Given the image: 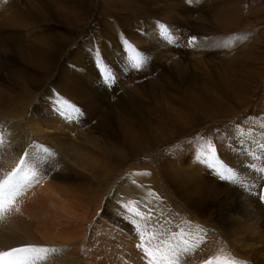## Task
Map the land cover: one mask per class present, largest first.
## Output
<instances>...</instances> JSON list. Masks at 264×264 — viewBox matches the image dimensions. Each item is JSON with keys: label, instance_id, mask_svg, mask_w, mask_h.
<instances>
[{"label": "rangeland", "instance_id": "374dc122", "mask_svg": "<svg viewBox=\"0 0 264 264\" xmlns=\"http://www.w3.org/2000/svg\"><path fill=\"white\" fill-rule=\"evenodd\" d=\"M19 21L24 26H18ZM157 21L169 27L177 43L164 42L157 34ZM10 28L17 33L9 37L17 52L11 54L21 56V78L29 91L22 85L15 89L5 114L23 113L27 118L52 90L68 96L73 104H87L93 109L91 116L86 113L90 122L103 136L115 138L128 155L122 174L141 162L142 183L157 191L159 199L167 201L187 224L201 223L207 240L197 261L188 259L187 264H231L232 259L257 264L256 253L246 254L237 240H258V233L213 211L224 190L237 186L217 179L202 161L194 160L189 142L198 136L209 138L219 158L230 165L223 154L237 139L229 125L247 127L245 117L264 121V0L193 4L186 0H7L0 2V30ZM190 36L197 37L195 46H187ZM121 38L148 54L141 71L121 73ZM93 42L118 77L111 89L99 83L88 52ZM260 131L264 130L256 129L257 134ZM106 177L107 170L100 167L89 185L95 202L89 205L90 221H84L82 230L90 242H95L96 233L114 237L112 226L102 224L101 211L92 216L96 200L112 192L110 187L99 188ZM198 184L216 192L197 209ZM236 191L230 201L240 203L242 193ZM256 200L261 203L258 196ZM254 207L262 209L258 204ZM263 218L261 212H253L255 223ZM175 231L170 230L169 236ZM179 232L183 239L190 238L189 233ZM10 248L3 246L0 251Z\"/></svg>", "mask_w": 264, "mask_h": 264}, {"label": "bare ground", "instance_id": "6f19581e", "mask_svg": "<svg viewBox=\"0 0 264 264\" xmlns=\"http://www.w3.org/2000/svg\"><path fill=\"white\" fill-rule=\"evenodd\" d=\"M19 22L17 23L21 25L18 26H24L23 22ZM13 30L12 28L7 32L0 30V136L8 142L5 153L9 155L7 157L0 155V176H4L16 167L23 151L33 142L43 144L56 153L53 158L56 161V171L46 175L38 184L27 188L17 199L15 209L18 211L14 209L0 220V225L3 224L0 228V250L3 246L12 248V246L28 244L60 250L49 253L46 259L38 264H148V259L136 247L141 240L133 231L134 225L123 218L122 213L118 214L117 202L124 199L135 202L140 212V217L135 219L144 232L146 246L150 245L155 249L159 242L160 248L156 253L159 256L169 254V248H175L178 244L184 245L193 251L185 256L180 264H187L188 259L197 261L196 259L201 256V248L207 240L202 234L201 223L187 224L171 211L167 201L159 199L157 191L151 190L142 183L141 162L131 168L128 167L126 174H122L125 171L122 168L127 164L128 155L114 141L115 138L103 136L100 128L90 122L89 116L93 109L86 107L87 104L80 106L75 103L82 109L84 117L68 122L51 110L49 101L54 91L52 90L44 97L45 103L32 108L27 118L23 117V113L11 115L4 113L15 89L22 85L25 86L24 91H29L28 85L21 78L23 66L20 61L21 56L12 55L15 50L10 46L9 37L17 36ZM21 33L23 31L20 35ZM12 51L14 53L11 54ZM55 92L59 93L57 90ZM59 94L73 103L67 98L68 96ZM86 113L89 116L86 117ZM238 146L240 144L237 141L233 147L225 149L223 156L230 166L238 170L240 176L250 184H255L257 174L250 166L255 163L259 167L264 164V160H254L250 154L245 153L240 156ZM82 147L89 151H84ZM253 148L254 146H249L250 152ZM256 152L261 155L259 150ZM100 167L107 170V177L99 188H111L112 192L108 194L109 196L103 194L96 200L97 204H94L92 216L101 211L99 216L102 218L101 222L112 226L111 231L114 235L112 238L115 241L110 235L98 236L99 233H96L95 242H90L92 240L86 239L82 225L86 224L85 220L90 221L92 212H89V207H93L95 193L89 185L95 177V171ZM127 173H133L135 177ZM133 180L135 184L132 183ZM230 184L233 186L232 183ZM198 186L201 194H198L200 199L197 209L202 207L203 203H207V198L212 197L216 192L212 189L207 192L201 184ZM236 189H238L237 195L239 191L242 193L240 196L243 202L236 201L239 204L235 207L236 203H233V199L230 201V198ZM236 189H230L228 186L227 191L224 190L222 196L218 198L213 211L222 216L221 219L235 220L242 226H249L252 232L258 233V240L238 239L237 244H241V247L246 249V254L255 252L259 257L256 263L264 264V229H262L264 218L260 223L253 221V212L264 214V206L257 202V195L252 194L250 190L240 186ZM255 204L260 205L262 209L257 210ZM78 222L79 224L76 225ZM170 230H177L173 233V237L169 236ZM178 231H182L183 235L189 233L190 238L183 239L182 235L180 236L181 232L177 233ZM194 242H197L198 246ZM231 264L247 263L232 259Z\"/></svg>", "mask_w": 264, "mask_h": 264}, {"label": "snow or ice", "instance_id": "6c2138e0", "mask_svg": "<svg viewBox=\"0 0 264 264\" xmlns=\"http://www.w3.org/2000/svg\"><path fill=\"white\" fill-rule=\"evenodd\" d=\"M0 2H7V0H0ZM198 2L199 0H186L188 4ZM156 27L158 29L157 34L163 38L164 42L169 45L178 42L175 40L174 35L170 34L167 25L157 21ZM118 36H120L119 33ZM186 39L187 46H195L197 44L196 36H190ZM120 43L123 51V63L120 68L121 73L141 71L148 63V54L134 46L127 38H121ZM88 52L99 74V83L106 89H111L118 80L113 66L104 59L102 51L95 42L88 49ZM49 103L51 110L68 122L83 119L84 117V113L79 106L70 103L55 91H53ZM245 120L248 121L247 127L241 126L238 123L229 125L232 134L242 146L245 154H250L254 160H264V131H260L259 134L256 132L257 128L264 130V121L249 119L248 117H245ZM214 131L217 132L218 136L222 135L219 130ZM7 143L0 136V155H3L6 151ZM250 145L254 146L251 152L249 151ZM189 147L193 152V159L202 161L208 168L210 174L221 181H230L233 186H240L241 188L250 190L258 196L261 203H264V164L257 167L253 163L250 166L257 174V182L250 184L244 177L238 174L236 168L228 165L219 158L217 147L209 138L198 136L195 140L189 142ZM256 150H259L261 155H258ZM55 156L56 153L52 152L45 145L33 142L23 151L16 163V167L4 176H0V220L15 209L18 197L27 188L38 184L46 175H50L56 171V161L53 159ZM149 174L144 173L143 175ZM132 183L135 184V181L133 180ZM256 189H259V191L257 192ZM151 194L149 193V195ZM117 203L119 208L118 214L122 213L123 218L128 219L134 225L133 231L141 240V243L137 244L136 247L148 259V264H180L181 260L193 251V249L187 246L178 244L175 248H169V254L158 256L156 253L160 248L159 242L155 249H152L150 245L146 246L144 243V232L141 231L140 225L135 219L140 217V212L137 210L135 202L120 199ZM15 210L18 211V209ZM58 251L60 250L56 248L31 244L13 247L0 251V264H38V262L44 261L49 253Z\"/></svg>", "mask_w": 264, "mask_h": 264}]
</instances>
